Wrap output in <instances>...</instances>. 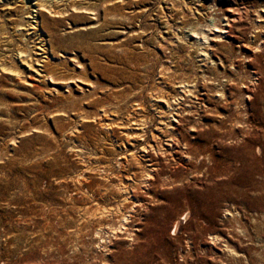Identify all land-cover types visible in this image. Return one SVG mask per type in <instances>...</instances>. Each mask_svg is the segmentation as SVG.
Instances as JSON below:
<instances>
[{
	"label": "rangeland",
	"instance_id": "374dc122",
	"mask_svg": "<svg viewBox=\"0 0 264 264\" xmlns=\"http://www.w3.org/2000/svg\"><path fill=\"white\" fill-rule=\"evenodd\" d=\"M28 1L0 0V264H264V0ZM32 3L68 14L43 10L32 28ZM226 18L204 64L190 34ZM87 90L114 111L112 129L92 123L75 143L96 110L90 95L80 105ZM175 97L180 113L160 103ZM170 116L183 125L168 148ZM120 186L134 196L123 205Z\"/></svg>",
	"mask_w": 264,
	"mask_h": 264
},
{
	"label": "bare ground",
	"instance_id": "6f19581e",
	"mask_svg": "<svg viewBox=\"0 0 264 264\" xmlns=\"http://www.w3.org/2000/svg\"><path fill=\"white\" fill-rule=\"evenodd\" d=\"M28 2L31 3L32 0H30ZM32 4L35 6V9H36V10L33 11V12L36 13V15L33 17L34 26H32V28H37L38 29V27H41L42 22L46 21L47 18L42 14L43 10L46 11L48 14L52 15V17H55V18H59L60 16H64V15L68 14V10L67 11H58V10H54L53 8H46L44 5H40V4H37V3H32ZM77 9L78 8H73L71 11H76ZM212 9H213V14L212 15L217 14V12H215V10H217V7L214 4H212ZM226 20H227V18L224 20L226 23L222 24L219 19L218 20L217 19H212L211 22H213V23L211 24V22H208V24L204 27V28H207V29L203 30L202 32L195 31V30L191 32L190 36H192L193 38H195L197 40V42H195L194 44H196L199 47H201L200 56L203 58L201 61H203L204 64L205 63H209V64L212 63L213 64V61L211 59V55H213L212 47L214 45H211V43L212 42H217V41L218 42H223V39H221V37L222 36H226L228 34V28L231 27L230 23L228 24V22ZM209 34H213V35L209 36ZM39 49L43 52V54H46L47 51H49V49L46 47L45 42H43V41H42L41 48H39ZM50 49L53 50L54 49L53 46H50ZM203 50H204V52H203ZM23 53H25V52L19 51L18 52V56H22ZM62 58L67 59V60H73L71 57L66 56V55H62ZM38 60H42V59H37L36 62H40ZM41 67L43 69L40 68V70L42 69L43 72L45 73V75H43L41 77H45V78L51 80L52 82L54 81L55 83H67L69 85V83H72L74 81H79L77 78L66 77L64 75H59L58 77L55 78V76H56V75L54 76L55 71L47 72V69H46L45 66H41ZM38 71L39 70H36L37 73H39ZM81 75L83 76V74H81ZM253 75L255 77H257V73H253ZM39 76H40V74H39ZM81 79L82 78L80 77V81H81ZM204 79H205V76H204ZM221 86L223 88H225L224 84H221ZM67 87L69 88V86H67ZM190 87L191 86H188L185 83H181V85L179 87H177V88H180L182 90L181 92H183L184 90L189 89ZM210 88L211 89L213 88L212 82L208 83V81H207L206 84L202 83V85H201V89L206 92L205 94H207V93H209V92H211L213 90L212 89L211 91H209ZM243 88L246 89V87H243ZM92 90H87L86 91L87 93H89L88 95L83 93L84 96L80 97V105L84 104L83 102L85 100H88L90 97L93 98L94 92ZM67 92H69V91H67ZM187 92H189V91L186 90L185 93H187ZM216 94H217V96H219V98H221L222 100L225 101L224 102L225 104H228L230 102V100H231V97H229V96H224L223 97V94H220V95L218 93H216ZM89 95H90V97H87ZM246 96H247V94H246ZM245 98L248 99V97H245ZM98 100H99L98 98L97 99L93 98V100L88 101L87 105L89 107L90 106L91 107L96 106V110L94 112H92V114H86L85 117L80 119V121L77 123L75 128L72 129L71 133H77V135L75 136V141H74L75 143L77 142V137L79 139H82V140L85 139V138L83 139V137H84L83 136L84 135L83 134L84 133L83 130L85 128H87L92 123H94V124L96 123V124L100 125V128L101 129H106V131H109V130L112 129L108 125V121H110V120L107 119V116H111V114L114 113V111L110 107L103 106L101 103H99ZM182 101H183V99L181 97L180 98L179 97H175L174 98L173 103H175V109L172 108V105L170 104V102L168 100H161L160 103H162L169 111H174L175 110L176 112L180 113L181 110H182V105H181ZM73 103H74V101H73ZM74 104H76V102ZM237 104L239 105L238 106V109H239L238 112L242 114V99L237 100ZM190 106L191 107H189V108H192V105H190ZM97 107H98V109H97ZM130 114H132V112H130ZM188 114L189 113H186V115H188ZM170 120H171V122H173L175 124H173V126H168L167 130H166V132L169 134V135H167V140H166V146L168 148L173 147L178 142L180 143V139L176 135H180L181 134L179 129L183 125V124L181 125V122L179 123L178 119L174 118L173 116H170ZM85 121H86V123H85ZM132 123L133 124L134 123L138 124L137 122H134L133 120H128L125 123L126 124L125 127L130 128ZM177 123H179V124H177ZM183 123L185 125V123H187V120L183 121ZM138 125L142 126L140 124H138ZM191 126L192 125L190 123V126H188V128H187L188 131L189 132H195L196 130H195L194 126H192V128H189ZM143 127H145V126H143ZM146 135H147L146 129L145 128H141L140 131L137 132V133L127 134V137H132V138L136 139L135 143H138L142 138L146 137ZM156 138L157 137H154L153 135H151V142L153 143V145L151 143L149 145V143H148V146L143 147L142 151H144L145 153H148V150H150V151L152 150V152H153L152 148H155L156 147L155 144L158 143V140H156ZM185 140H183V141H185ZM185 142H186L185 145H190L189 142H187V141H185ZM87 143H85V145ZM79 144H80V141H79ZM87 146H88V144H87ZM77 148H78L77 151L79 152L80 156H83L84 150H85L83 145L82 146L80 145ZM186 149H188V148H186ZM86 150H88V148ZM129 162H130L129 159L125 161V163H127V164ZM149 167L151 169H149L147 174H145L142 177L143 178V182L142 183H144L147 186L151 185L152 184V180L155 179L154 170H153L154 168L152 166H149ZM122 193H125L124 195H128V197L123 196ZM118 194H119L120 197L123 198L122 203H121L122 205L124 203H126L127 201H129V200H133V197H134V196L130 195V193L128 192L127 186H126V188H124L123 186H120ZM136 211H137L136 208L132 209L131 211H128V214H127L126 217H125L124 214H122L120 216V218H121L120 219V225H119L118 228L113 229V233L112 234L123 233L124 231H126L128 229L129 222L132 220L133 215H134V213ZM108 213H109V211H108ZM187 218H188V214L184 215V219H187ZM179 227H181V222L177 221L174 224V232L179 230ZM100 234H101V230H99L97 232V235H100Z\"/></svg>",
	"mask_w": 264,
	"mask_h": 264
}]
</instances>
